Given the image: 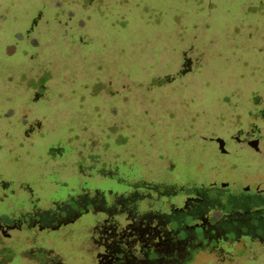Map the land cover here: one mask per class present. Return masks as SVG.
Here are the masks:
<instances>
[{
	"label": "rangeland",
	"instance_id": "obj_1",
	"mask_svg": "<svg viewBox=\"0 0 264 264\" xmlns=\"http://www.w3.org/2000/svg\"><path fill=\"white\" fill-rule=\"evenodd\" d=\"M257 219L264 0H0V264H264Z\"/></svg>",
	"mask_w": 264,
	"mask_h": 264
},
{
	"label": "flooded vegetation",
	"instance_id": "obj_2",
	"mask_svg": "<svg viewBox=\"0 0 264 264\" xmlns=\"http://www.w3.org/2000/svg\"><path fill=\"white\" fill-rule=\"evenodd\" d=\"M258 214V213H257ZM250 218L252 215H248ZM247 216V217H248ZM255 216V214H254ZM257 218V217H256ZM218 218H211V219H207L205 220L203 223H195V224H192L190 226L187 227L186 229V232L187 234H198V235H203V234H206V233H213V231L215 230V228L220 225V221L217 220ZM243 219H246V217H244ZM258 221L260 219H257ZM251 224L250 225H247L246 223V220H243L242 221V228L244 230L245 233L249 234L251 233L252 231L256 230V228H260L261 230L264 229V219L260 220L258 225L256 222H254L253 220H251ZM223 225V224H222ZM238 227V225H235ZM196 230L198 232H196Z\"/></svg>",
	"mask_w": 264,
	"mask_h": 264
}]
</instances>
